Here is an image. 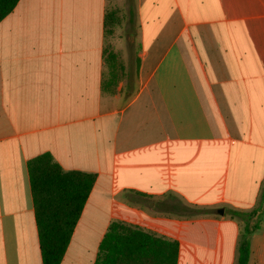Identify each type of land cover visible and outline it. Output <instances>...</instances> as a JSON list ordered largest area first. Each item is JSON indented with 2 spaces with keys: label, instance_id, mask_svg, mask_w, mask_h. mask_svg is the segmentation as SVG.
Segmentation results:
<instances>
[{
  "label": "crops",
  "instance_id": "crops-1",
  "mask_svg": "<svg viewBox=\"0 0 264 264\" xmlns=\"http://www.w3.org/2000/svg\"><path fill=\"white\" fill-rule=\"evenodd\" d=\"M106 3L18 0L0 19V264H42L26 168L42 152L96 173L60 264H94L114 220L176 240L175 264H236L230 210L264 186V0H131L134 86L112 96ZM249 240L264 264V212Z\"/></svg>",
  "mask_w": 264,
  "mask_h": 264
},
{
  "label": "trees",
  "instance_id": "trees-1",
  "mask_svg": "<svg viewBox=\"0 0 264 264\" xmlns=\"http://www.w3.org/2000/svg\"><path fill=\"white\" fill-rule=\"evenodd\" d=\"M17 1L0 0V19ZM109 13L105 11L104 23ZM108 56L113 57L110 53ZM26 168L42 264H60L96 173L65 170L48 152L28 159ZM176 208L184 212L196 210L180 203ZM230 212L243 221L236 264H247L250 235L259 227L264 212V186L256 206ZM176 255V240H167L114 220L99 242L94 264H175Z\"/></svg>",
  "mask_w": 264,
  "mask_h": 264
},
{
  "label": "rangeland",
  "instance_id": "rangeland-1",
  "mask_svg": "<svg viewBox=\"0 0 264 264\" xmlns=\"http://www.w3.org/2000/svg\"><path fill=\"white\" fill-rule=\"evenodd\" d=\"M131 0H107L105 11L104 73L102 83L106 95L132 91L137 68L138 45L135 41L136 23ZM109 53L113 55L109 58Z\"/></svg>",
  "mask_w": 264,
  "mask_h": 264
},
{
  "label": "water",
  "instance_id": "water-1",
  "mask_svg": "<svg viewBox=\"0 0 264 264\" xmlns=\"http://www.w3.org/2000/svg\"><path fill=\"white\" fill-rule=\"evenodd\" d=\"M218 210H219V212H220V213L223 211V209H222V208H219Z\"/></svg>",
  "mask_w": 264,
  "mask_h": 264
}]
</instances>
